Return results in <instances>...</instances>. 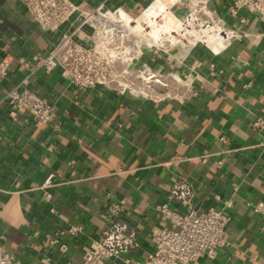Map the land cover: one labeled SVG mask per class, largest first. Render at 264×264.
I'll return each instance as SVG.
<instances>
[{
  "label": "crops",
  "instance_id": "0c3cea01",
  "mask_svg": "<svg viewBox=\"0 0 264 264\" xmlns=\"http://www.w3.org/2000/svg\"><path fill=\"white\" fill-rule=\"evenodd\" d=\"M78 1L139 11L152 0ZM243 30L219 53L197 49L187 58L185 70L199 59L203 80H194L202 90L184 103H154L98 86L83 90L60 69L39 70L30 86L54 100L56 113L35 125L26 116L10 119L5 95L27 75L18 57L31 58L55 36L19 0H0V60H11L9 75H0L4 249L24 264H81L83 246L100 237L113 201L125 205L121 219L138 228L141 247L131 264H140L152 249V228L169 225L154 207L184 178L194 184L197 210L222 208L231 217L228 245L195 264H264V216L253 209L264 199V130L253 126L264 109V21L250 16ZM51 173L47 198L40 186ZM73 225L82 232L60 233Z\"/></svg>",
  "mask_w": 264,
  "mask_h": 264
},
{
  "label": "built area",
  "instance_id": "2783aa9c",
  "mask_svg": "<svg viewBox=\"0 0 264 264\" xmlns=\"http://www.w3.org/2000/svg\"><path fill=\"white\" fill-rule=\"evenodd\" d=\"M19 1L33 22L55 36L31 58L18 57L27 75L5 95L10 119L26 116L35 125L49 123L56 113L54 100L30 86L39 70L52 74L60 69L63 78L83 90L98 86L154 103H184L202 90L194 80H203L196 74L199 59L185 70L187 58L197 49L219 53L246 34L243 24L250 16L264 21V0H152L139 11L78 0ZM210 26L225 38L221 48H212L208 36L199 37ZM10 68L9 58L0 60L2 77L9 75ZM253 126L264 130V109ZM201 158L206 162L209 154ZM53 176L49 174L40 186L47 198ZM194 198L193 182L181 178L171 185L167 201L154 207L169 225L152 228V249L140 264H195L201 257L215 258L228 245L225 231L230 215L215 207L199 211ZM253 209L264 216V199ZM124 210L123 203L107 204L109 219L100 237L83 246L81 264L133 262L132 253L141 247V239L138 228L121 219ZM82 230L81 225H73L60 233L76 235ZM60 248L65 251L68 246L62 242ZM0 264L24 263L0 242Z\"/></svg>",
  "mask_w": 264,
  "mask_h": 264
},
{
  "label": "rangeland",
  "instance_id": "374dc122",
  "mask_svg": "<svg viewBox=\"0 0 264 264\" xmlns=\"http://www.w3.org/2000/svg\"><path fill=\"white\" fill-rule=\"evenodd\" d=\"M211 27H213V26H211ZM209 34V30H207L206 28L203 30V32L201 33V35H199V37H201V36H203V35H205V36H207ZM222 35L217 31V30H213L209 35H208V43H209V41H211V39L212 38H214L215 39V41L217 42L218 41V43H217V45H215V42L214 41H212L210 44H211V46H212V48H218L221 44L223 45V43H222V41L225 39L223 36V38L221 37ZM213 39V40H214Z\"/></svg>",
  "mask_w": 264,
  "mask_h": 264
},
{
  "label": "bare ground",
  "instance_id": "6f19581e",
  "mask_svg": "<svg viewBox=\"0 0 264 264\" xmlns=\"http://www.w3.org/2000/svg\"><path fill=\"white\" fill-rule=\"evenodd\" d=\"M208 30V28H206ZM213 30H216V28H212L210 31L212 32ZM208 36V35H207ZM222 37V36H221ZM223 38V37H222ZM214 38L211 39L210 43L212 42Z\"/></svg>",
  "mask_w": 264,
  "mask_h": 264
}]
</instances>
